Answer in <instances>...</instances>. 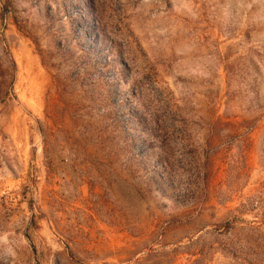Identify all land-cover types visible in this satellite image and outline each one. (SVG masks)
<instances>
[{
	"label": "rangeland",
	"instance_id": "374dc122",
	"mask_svg": "<svg viewBox=\"0 0 264 264\" xmlns=\"http://www.w3.org/2000/svg\"><path fill=\"white\" fill-rule=\"evenodd\" d=\"M0 264H264V0H0Z\"/></svg>",
	"mask_w": 264,
	"mask_h": 264
}]
</instances>
